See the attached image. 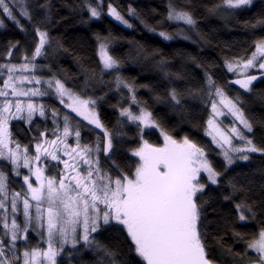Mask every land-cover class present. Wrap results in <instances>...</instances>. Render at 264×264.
<instances>
[{
  "label": "snow or ice",
  "instance_id": "snow-or-ice-1",
  "mask_svg": "<svg viewBox=\"0 0 264 264\" xmlns=\"http://www.w3.org/2000/svg\"><path fill=\"white\" fill-rule=\"evenodd\" d=\"M62 10L197 47L211 45L216 30L201 24L214 18L239 39L219 65L170 58L145 35L123 41L126 59L109 29L95 34L96 62L75 56L69 74L53 34ZM5 20L24 39L0 45V264H264V0H167L163 12L0 0V29ZM129 61L151 64L159 83L124 75ZM157 104L207 143L168 127ZM157 131L160 143L146 138Z\"/></svg>",
  "mask_w": 264,
  "mask_h": 264
},
{
  "label": "trees",
  "instance_id": "trees-1",
  "mask_svg": "<svg viewBox=\"0 0 264 264\" xmlns=\"http://www.w3.org/2000/svg\"><path fill=\"white\" fill-rule=\"evenodd\" d=\"M61 2L72 3V0H61ZM255 2L259 3L260 0H255ZM120 3L124 5L131 3L134 7L138 8H155L158 12H163L165 10L167 0H120ZM61 14L68 17V19L61 27H59V31H54L53 34L63 38L65 47L70 50V54L66 57H62L60 61L69 74L76 73V64L74 62L75 56H87L93 64L96 62L95 34L101 33L107 35L109 29L121 38L122 44L117 45L116 47L118 54L126 59L128 53L130 52V48L126 43H123V41L131 40L133 36H135V39L140 40L141 43H145L144 40H141V36L145 35L147 36L148 45L160 48L164 53L168 54L170 58L175 57L176 59H179V57L176 56V51L179 49L192 55H198L204 60L210 62L215 61L216 64L219 65L221 48L224 46V43H231L233 40L239 39V36H237L238 29L234 23H229L227 27H225L223 21H219L214 18L210 21L204 20L201 24V27L205 32H209L210 28L216 30V32L212 35L211 45H200L197 47V45L191 43V41L179 38L173 41H161L160 38L152 37L151 34L145 33L143 29H140L137 33H133L132 30H125L122 27L117 26L110 18L105 19L103 22H98L88 20L87 14L83 16H70L67 10H62ZM241 18L243 19V16ZM156 19H159V16H157ZM149 22L154 23L155 20H150ZM21 24L27 27L26 21L21 20ZM5 25L6 27L0 29V45H3L8 41L15 40H21L23 42V33L17 29L14 23L5 20ZM169 31H171V29H169ZM198 71L199 70H194V72ZM124 75L136 78L137 82L140 84L156 85L159 83L156 71L152 65L148 63L137 64L130 61L126 62ZM226 79H232V77L227 76ZM258 87L264 89V85L258 84ZM138 95L142 96L144 99L148 100L149 103H151V97L147 90L141 89ZM47 102L52 104L53 107H60L58 102L54 100H49ZM115 102V100L111 101V103ZM154 111L158 112L167 120L168 127L175 128V130L181 135L187 133L194 136L201 143H207V138L204 136L202 130L198 128H191L190 131L189 124L183 123L178 116H175L170 112H168L165 116L167 109L164 105H155ZM103 112L108 120L115 123V115L111 108L105 105ZM129 135H134V129L129 130ZM146 138L153 143H160L162 141V137H160L158 131Z\"/></svg>",
  "mask_w": 264,
  "mask_h": 264
}]
</instances>
